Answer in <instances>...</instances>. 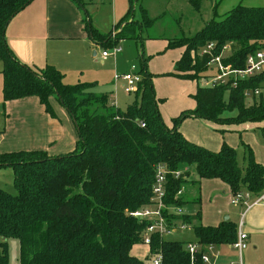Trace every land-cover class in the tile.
<instances>
[{"label": "trees", "instance_id": "16d2710c", "mask_svg": "<svg viewBox=\"0 0 264 264\" xmlns=\"http://www.w3.org/2000/svg\"><path fill=\"white\" fill-rule=\"evenodd\" d=\"M35 0H0V62L3 64V103L35 97L45 112L56 119L51 100L69 114L78 131L77 148L65 155L51 156L46 151H19L0 154V169L14 173L17 195L0 188V264H10L9 239L20 243L19 264H145L132 254L143 245L150 223L133 214L151 204L156 168L167 170L165 204L181 208L178 194L190 173L176 178L183 167L194 168L200 180H220L232 194L248 192L253 198L264 194V166L256 162L252 150H245L244 166L237 151L224 143L213 152L188 141L181 133L188 119H201L222 125L264 122V104L246 106L245 91L262 89L264 72L248 80L216 87L198 85L194 110L182 112L169 128L163 121L160 103L141 56L142 81L135 101L125 110L109 103V97L93 92L95 84L67 85L65 76L54 67L34 70L17 60L8 47L9 24ZM80 8L81 0H71ZM140 0H137L139 2ZM198 7L200 1H192ZM127 14L105 35L93 25L86 13L83 25L89 38L103 49H112L122 41L143 42V32L158 19H151L140 6V18L134 16V1L129 0ZM117 33L115 35L114 32ZM214 44L216 55L228 47L224 64L243 70L249 55L264 49V7L237 5L223 18L214 11L213 19L190 38L168 40V48L184 49L177 62L178 79L206 81L210 58L192 56ZM225 94L228 100L225 101ZM226 112H237L225 118ZM169 225H192L201 221V212L181 216L163 212ZM198 245H232L237 225L231 221L217 227L192 228ZM147 260L162 257V264H191L186 243L151 236Z\"/></svg>", "mask_w": 264, "mask_h": 264}, {"label": "crops", "instance_id": "0c3cea01", "mask_svg": "<svg viewBox=\"0 0 264 264\" xmlns=\"http://www.w3.org/2000/svg\"><path fill=\"white\" fill-rule=\"evenodd\" d=\"M225 1L227 4L229 0H220L221 3H216L213 10L218 12L220 4L222 5ZM237 1H239L238 5L246 7H264V0ZM199 7L200 5H198ZM126 13V8L125 11L119 13L118 4L115 3L112 14L113 21L115 20L117 24ZM84 16L82 9L71 0H35L9 24L6 32L8 47L14 57L22 64L37 71L54 67L64 74L65 83L72 85L73 81L83 78L87 71L92 69L93 64L97 66L98 57L101 58L100 61L103 67L109 59H102L104 51L99 54L101 46L95 44L86 33L83 25ZM96 29L98 30V28ZM98 31L100 32V30ZM171 68L172 66L168 69ZM98 69L102 70L101 68ZM166 69L164 68L159 73H168L165 72ZM2 71L3 64L0 66L1 76ZM181 82L185 83L184 81ZM263 89L264 87L260 91ZM183 91L187 94L182 96L181 99L182 101L185 100L184 103L187 101L188 104L174 108V112L170 114H165V112L169 113L170 107L164 105V118L175 117L184 111L196 108V101L192 102L186 99V96L191 93H195L193 95L195 96L197 91L195 92V89L189 83H185ZM0 94V103H2L3 76L2 83H0ZM252 100V105L264 104L262 92L259 97ZM56 102L52 99L51 105L55 107L54 109L61 121H58L57 116L56 119H52L45 112L44 106L38 98L31 97L7 102L3 114L5 121L0 128V154L19 151H46L51 156H57L73 152L77 138L73 129L74 122H72L73 120L69 115L67 116L59 110L62 106L58 108L59 105ZM235 113V116H231L234 112H226L223 116L233 118L237 116V112ZM180 131L188 141L213 152L220 151L224 143L234 148L238 155L240 149L243 148V163L245 150L242 146H248L252 150L256 162L264 166V122L219 126L207 120L188 119L182 124ZM8 169L10 168L0 169V172ZM180 172L184 173L181 170ZM192 175L196 177L194 168L190 170L189 179L194 178ZM215 188L218 190L217 193L223 192L224 197H226L223 200L226 204L219 200L222 198L220 195H214V192H210ZM179 198L185 204L197 201L201 205L202 199H206L207 209H213L209 219L214 221L210 224H203L202 210L201 224L199 222V225L203 226L217 227L222 222H226L224 221L225 218L238 226L245 212L242 205L231 204L232 191L220 180H192L191 183H187L183 187ZM181 209L183 214H186L183 207ZM232 209L236 210L238 220L240 219L239 222L231 218L230 211ZM243 229L248 235L249 244L248 249L242 256L244 264H264V203L258 204L247 211ZM185 243H197V241L196 238L194 241L188 239ZM149 252V246L144 244L138 245L132 250V254L141 261L148 258ZM211 260L212 264H236L239 261V256L231 245L214 246ZM145 264H150V262Z\"/></svg>", "mask_w": 264, "mask_h": 264}, {"label": "rangeland", "instance_id": "374dc122", "mask_svg": "<svg viewBox=\"0 0 264 264\" xmlns=\"http://www.w3.org/2000/svg\"><path fill=\"white\" fill-rule=\"evenodd\" d=\"M134 1V16L130 17L135 19L136 21L140 18V6L145 8L148 11V15L151 19H158L156 24L148 29L147 31H144L143 36V42H136L134 40H125L122 41L119 46L122 48V52L114 58H109L103 67L101 65V58H97L98 64L97 66L92 65L91 70L87 71L85 76L77 81H73L74 83L72 85L79 84V82H82L84 84H95V87L93 89V92L99 95H106L109 97V103L111 105H115L118 108L125 109L128 104H131L135 101V94H127L125 90L121 87L122 83H119L116 87L114 82V77L116 74H124V73H130L132 72V66H136L138 70H140L141 65V59L140 57L143 56L147 60V66L148 70L151 74H153L154 79V87L156 96L159 100H162L163 102L160 103V112L163 118L164 123L166 126L171 128L173 126L172 120L174 118H177L181 115L178 114L175 117H165L164 113L165 108H163L164 105H167V107L170 109V114L174 112V108L184 105L186 106L188 103H184L182 101V96H185L187 93H185V83L191 84V86L195 89V92L197 91L198 85L200 87H206V82L201 79L199 83L196 81H185L176 78L175 76H172V74L176 73L177 68V62L180 61L184 54V50L181 49H170L168 48V40H176L179 38H190L193 37L196 33L200 32L202 29L205 28V26L213 19L214 17V7L216 6V3H219L220 0H199L200 7H196V4L191 2L192 0H140L137 2V0ZM237 0H229L226 4L223 3L220 4V9L218 10L219 18H223L225 14L228 13L229 10H232L233 7L238 5ZM118 4V12L125 11V8L128 12L129 10V0H82L83 6L81 7L82 12L84 15H86L85 12L90 16L93 25L100 30L102 34H109L111 30L114 27L115 20L113 21V8ZM221 3V2H220ZM125 14V12H124ZM123 14V15H124ZM127 14V13H126ZM122 15V16H123ZM125 16V15H124ZM85 18V16H84ZM121 18V17H120ZM119 20V19H118ZM121 20V19H120ZM117 33L114 32L113 35ZM203 49H200L199 53H201ZM102 51H107L108 53L111 52V50L107 49H99V54H101ZM230 50L225 52L226 56L230 55ZM195 56V53L192 52V56ZM2 63L0 62V66ZM172 68L169 70L168 68ZM98 68H101L102 70H99ZM164 68H167L165 72L168 73H159ZM207 75L211 74V71L206 73ZM86 80V81H83ZM184 81L185 83L181 82ZM0 83H2V76L0 75ZM71 85V86H72ZM264 87V83L262 84ZM264 96V89L261 91ZM192 94V95H191ZM189 96H186V99L190 101H195L194 94L191 93ZM1 97V94H0ZM225 101L228 100V94H225L224 97ZM59 107L61 105L56 102ZM246 106H251L253 103L252 99H248L245 101ZM0 107V128L3 126L5 118L3 117L5 104L2 103ZM54 110V113L57 116L58 121H61V118L58 116L55 107H52ZM60 111H63L65 115H69L68 112L63 108H59ZM189 111V110H188ZM185 112V111H184ZM234 114H231V116H235ZM46 116H48L46 114ZM169 116V115H168ZM49 117V116H48ZM11 119V118H10ZM73 122V121H72ZM74 125V123H73ZM219 126H228V125H222L218 124ZM74 133L76 135V144L73 149L76 150L77 148V141H78V131L74 125ZM242 146V145H241ZM243 147V146H242ZM53 155V154H52ZM238 161L240 166H244L245 163H243V148L240 149L239 155H238ZM193 168L188 169L187 167H183L181 169L182 172L190 173V170ZM194 176V175H192ZM194 176L193 179H187V183H191L192 180H199V177L197 178ZM186 186V185H185ZM0 188L5 190L6 192L10 193L11 195H17L16 188L14 186V173L13 170H2L0 172ZM203 192H204V186H203ZM210 192H214V195L217 194L220 195L222 198L219 199L224 202L223 198V192L217 193L218 190L212 189ZM204 195V193H203ZM212 197V196H211ZM218 200V201H219ZM183 209L185 210L186 215H195L198 212H201L203 214V224H210L214 220L209 219L211 217V210L213 209H207L206 205V199H202V205L197 201H191V203H186L182 205ZM181 207V208H182ZM236 210L232 209L230 211V216L234 220H238V215ZM173 213V212H169ZM229 216V214H227ZM240 218V217H239ZM240 220V219H239ZM238 220V222H239ZM201 224V222H200ZM239 224V223H238ZM199 225V223H197ZM196 223L192 225L197 226ZM195 240V236L192 232H178L174 236L169 237L165 240H172V241H179V242H186L187 240ZM3 241V239L0 238V242ZM145 245V244H144ZM8 247H9V261L10 264H19V256H20V243L17 239H9L8 240ZM144 263L152 264V260H147L146 258L143 259Z\"/></svg>", "mask_w": 264, "mask_h": 264}, {"label": "built area", "instance_id": "2783aa9c", "mask_svg": "<svg viewBox=\"0 0 264 264\" xmlns=\"http://www.w3.org/2000/svg\"><path fill=\"white\" fill-rule=\"evenodd\" d=\"M110 50V53L107 51L102 53V59L105 60L111 57L116 59L117 55L122 52L120 46H116ZM228 50L229 48L225 47L219 55H216L215 45L209 44L201 53H198L197 55L195 54V56L199 58H204L205 56L210 58L208 70L211 71V77L205 81L206 87H216L228 84H232L235 87L239 81L248 80L251 77L260 75L264 72V49L249 55L243 70H236L231 66L224 64V60L228 57L225 55V52ZM131 69L132 72L130 73L116 74L114 77L115 85L122 83V88L127 94H135L142 81V76L140 75L138 68L132 66ZM260 95V89L255 91L247 90L244 93L247 100L259 97ZM167 173V170L163 166H158L156 168L151 204L147 208L133 214L134 218L150 223L143 236V243L147 246L151 244L152 235H159L162 239H167L178 232H190L192 230V225L190 226L184 223L169 225L166 218L163 216V212L165 211L173 212L174 215L178 216L183 215L181 208H168L165 204ZM173 175L178 179L181 177L182 173L176 171ZM180 194L181 192L178 196H180ZM261 203H264V194L258 198H253L248 192L232 194L231 204L242 205L245 208V212L237 226V239L231 245L239 256V261L236 264H244L242 256L249 246L248 235L243 229L245 215L252 207ZM186 250L190 255L191 264H212L211 258L214 246L202 247L201 245H198V243H186ZM152 264H162V257L160 255L154 256L152 258Z\"/></svg>", "mask_w": 264, "mask_h": 264}, {"label": "water", "instance_id": "95a60500", "mask_svg": "<svg viewBox=\"0 0 264 264\" xmlns=\"http://www.w3.org/2000/svg\"><path fill=\"white\" fill-rule=\"evenodd\" d=\"M224 221H227V218H225Z\"/></svg>", "mask_w": 264, "mask_h": 264}]
</instances>
